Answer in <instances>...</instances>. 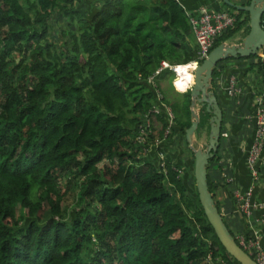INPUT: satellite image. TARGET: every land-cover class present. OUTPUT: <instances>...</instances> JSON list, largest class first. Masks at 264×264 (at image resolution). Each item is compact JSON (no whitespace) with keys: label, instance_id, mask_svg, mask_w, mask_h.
<instances>
[{"label":"trees","instance_id":"16d2710c","mask_svg":"<svg viewBox=\"0 0 264 264\" xmlns=\"http://www.w3.org/2000/svg\"><path fill=\"white\" fill-rule=\"evenodd\" d=\"M81 2L0 0V264H240L155 146L191 122L189 89L156 84L174 77L162 61L195 59L189 17L176 0H104L89 18ZM232 13L213 47L248 16ZM244 58L264 80V57ZM155 89L171 119L149 113Z\"/></svg>","mask_w":264,"mask_h":264},{"label":"crops","instance_id":"0c3cea01","mask_svg":"<svg viewBox=\"0 0 264 264\" xmlns=\"http://www.w3.org/2000/svg\"><path fill=\"white\" fill-rule=\"evenodd\" d=\"M104 0H82L77 8L87 18L103 3ZM188 17H195L201 8L206 7L210 11L228 10L236 11L226 5L223 0H176ZM234 4H247L249 0H229ZM240 28L227 40V44L239 43L249 31V17L242 14ZM257 55L264 57V52L258 51ZM256 58L229 57L220 60L213 69L216 76L211 80L210 91L217 97L222 110V133L227 137H221L219 146L213 158L209 160L207 169V183L212 187V197L224 224L231 235L254 236L264 228V166L260 164V175L254 183L246 165L247 148L250 146L254 134V115L258 97L264 98V80L260 73L251 68ZM189 64V63H188ZM189 66V65H186ZM191 66V64H190ZM189 71L180 77L183 81L190 78ZM213 75V74H212ZM230 78L235 80L239 91L233 95L227 93ZM177 79V76H176ZM175 79V80H176ZM174 80V82H175ZM168 83V82H167ZM173 82L167 87L172 90ZM214 89H213V86ZM188 87V86H187ZM169 91L167 88H164ZM176 92L182 90L175 89ZM185 89L183 90V92ZM170 94V92H168ZM199 111L201 106H196ZM211 115V114H210ZM210 118V117H209ZM209 118L204 122L199 134L194 133V147L207 143L209 135ZM164 155L172 161L178 162L183 168V180L191 198L197 195L194 178V153L189 147L185 135L183 140L177 135L172 138L158 141L155 145ZM151 152V154H150ZM150 157L156 156V149L147 152ZM251 189V201L256 204L253 216H244L236 206L233 192L247 191Z\"/></svg>","mask_w":264,"mask_h":264},{"label":"water","instance_id":"95a60500","mask_svg":"<svg viewBox=\"0 0 264 264\" xmlns=\"http://www.w3.org/2000/svg\"><path fill=\"white\" fill-rule=\"evenodd\" d=\"M235 10L245 11L249 17V31L237 44L221 42L214 46L199 64L193 69V82L190 91L191 122L185 130V139L194 153V178L197 195L204 214L212 226L218 240L226 252L240 264H258L244 249L238 245L223 222L216 207L212 194L208 189L207 165L214 157L221 138L222 110L217 97L210 91L213 69L216 64L229 57H248L264 49V29L261 18L264 13V0H249L247 4L239 5L223 0ZM204 106L209 112V135L207 143L194 147V133L199 124V109L197 104Z\"/></svg>","mask_w":264,"mask_h":264},{"label":"built area","instance_id":"2783aa9c","mask_svg":"<svg viewBox=\"0 0 264 264\" xmlns=\"http://www.w3.org/2000/svg\"><path fill=\"white\" fill-rule=\"evenodd\" d=\"M192 31L194 35L195 44L197 46L195 59L189 62L188 65L193 64L194 69L196 64H199L205 57H207L209 51L213 48L216 39L232 28L235 24V15L228 10L210 11L206 7L201 8L195 17H189ZM178 65H170L165 61L161 62L162 68H169L175 72L178 76ZM158 70L156 73H159ZM153 79H149L152 82ZM174 84V81H173ZM239 91L235 80L230 78L227 86V93L233 95ZM156 104L149 110V113H158L161 109H165L169 118H172L169 107L161 102L162 93L160 90L155 89ZM162 106V108L160 107ZM150 118L145 115L142 123L138 126L139 134L137 136V142L143 145L146 141V137L149 133ZM167 132V131H166ZM222 137H227V133H221ZM148 149V147H143ZM145 150V151H146ZM160 157H163L160 154ZM264 166V98L258 97L257 107L254 115V134L250 146L247 148L246 165L250 172L254 183L257 182L260 175L259 166ZM233 198L239 211L246 217L253 216L256 204L251 201V189L247 191L233 192ZM240 247L244 249L258 264H264V228L260 233H256L254 236L238 235L235 238Z\"/></svg>","mask_w":264,"mask_h":264},{"label":"rangeland","instance_id":"374dc122","mask_svg":"<svg viewBox=\"0 0 264 264\" xmlns=\"http://www.w3.org/2000/svg\"><path fill=\"white\" fill-rule=\"evenodd\" d=\"M52 23H53V21H52ZM56 29V28H55ZM57 32V30H54V33H56ZM55 35V39L54 40H56V35L57 34H54ZM171 70V69H170ZM189 70V69H188ZM172 71V70H171ZM172 73L174 74L173 76L174 77H171V78H169L168 79V77L167 76H164V78H162L161 80H160V82L159 81H156V84H157V86H158V88L160 89V90H162V91H165V92H170V94L169 95H171V94H173L174 92H176V88H174L173 87V84H172V90L171 89H169L168 87H167V84L169 83V82H173L175 79H176V74H175V72L174 71H172ZM190 73H191V77H192V73H193V68L192 67H190ZM181 75H183V73L181 72L180 73ZM179 74V75H180ZM187 75H185V76H183V77H186ZM183 77H180L181 79H183ZM193 82V79L191 78V80H190V84H188V87H186L185 88V90H187V89H189L190 87H191V85H192V82ZM159 82V83H158ZM168 82V83H167ZM185 86V85H184ZM164 88H167L169 91H166ZM183 92V91H182ZM149 149L150 148H148L147 150H146V152H148L149 151ZM17 213H19V210L17 211Z\"/></svg>","mask_w":264,"mask_h":264},{"label":"bare ground","instance_id":"6f19581e","mask_svg":"<svg viewBox=\"0 0 264 264\" xmlns=\"http://www.w3.org/2000/svg\"><path fill=\"white\" fill-rule=\"evenodd\" d=\"M192 65H193V64H191V66H190V65H189V66H180V65L176 66L178 76H177V79H176L175 81L178 82L179 87H184V85H188L189 83H187V82H188L189 79H190V78H187V79H185V80L183 81V79L180 78L179 72H180V73L182 72L183 75H184L185 73H187L188 69L190 70V67H192ZM189 74H191L190 71H189ZM187 75H188V74H187ZM187 77H188V76H187ZM190 77H191V75H190ZM192 79H193V75H192ZM191 82H192V81H191ZM186 83H187V84H186Z\"/></svg>","mask_w":264,"mask_h":264}]
</instances>
